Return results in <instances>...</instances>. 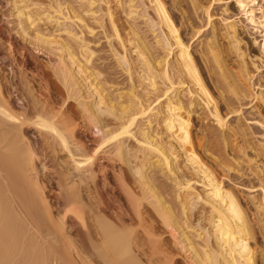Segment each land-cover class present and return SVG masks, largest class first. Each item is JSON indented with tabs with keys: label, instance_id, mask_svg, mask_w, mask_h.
Wrapping results in <instances>:
<instances>
[{
	"label": "bare ground",
	"instance_id": "bare-ground-1",
	"mask_svg": "<svg viewBox=\"0 0 264 264\" xmlns=\"http://www.w3.org/2000/svg\"><path fill=\"white\" fill-rule=\"evenodd\" d=\"M39 1L12 0L20 29L12 32L0 26L5 54L0 57V264H177L181 256L186 264H260L264 188L260 198L248 193L246 201L255 211L256 228L247 203L223 179L244 166L233 162L231 167L229 160L217 159L223 172L219 175L195 150L192 119L207 113L218 126L229 127L230 134H221L223 147H229L231 136H246L241 125H227V116L238 113L233 103L246 99L247 83L264 69V36L258 53L251 55L237 22L225 20L220 30L238 63L235 76L217 42L219 30L211 26L200 57L219 99L207 87L170 13V5L178 8L180 0H170V5L165 0H115L127 18L141 16L150 31L158 30L154 37L159 51L134 24L129 22V31L123 33L121 16L110 0H84V13L73 7L63 12L57 2L56 8L50 6L55 14L34 11ZM191 3L194 10L201 8ZM236 3L245 22L264 35L263 5L257 0ZM202 9L209 18V6ZM43 15L60 26L68 40L36 28ZM85 15L99 25L133 82L124 101L95 81L100 74L91 70L95 51L84 33H97ZM35 51L47 56L67 97H54L47 72L36 65ZM134 75L146 84L144 90L135 85ZM258 98L264 105L262 92ZM69 99L76 100L84 120L69 111ZM109 121L118 127L110 129ZM33 130L40 141L31 138ZM117 161L128 166L132 184L129 174L116 168ZM155 169L160 176L150 174ZM157 228L172 238L178 253L170 250Z\"/></svg>",
	"mask_w": 264,
	"mask_h": 264
},
{
	"label": "rangeland",
	"instance_id": "rangeland-1",
	"mask_svg": "<svg viewBox=\"0 0 264 264\" xmlns=\"http://www.w3.org/2000/svg\"><path fill=\"white\" fill-rule=\"evenodd\" d=\"M110 1H112L109 3L111 5L112 9L113 10L115 9L114 10L115 12L117 11L116 15L118 17L121 16L119 18L120 19L119 22H120L121 26L124 27L123 33L126 34L129 31V25H128L129 22L134 24L135 27H137L139 29L140 34L142 36L144 35L143 37L146 40V42L149 45H151L153 48L155 47L154 50L159 51V47L156 43V37H154L155 33H158V30H156L155 33L150 31L148 29V27H146L147 25H146V22L144 21V18H142L141 16H138V17L133 18V19L127 18L125 13L122 12V8L119 7L118 4H116V1L115 0H110ZM194 1H196V3H198L201 6V8L194 10V8L192 7L191 0H180L182 5H180V7H178V8L171 6L169 4L170 0H165L166 5H170V13H171L175 23L178 25V27L180 29V35H181L182 39L187 44L190 45V49L193 52L195 58L197 59L198 66L200 68V71L202 72L201 74L203 76L205 83L207 84V87L213 93V96L220 99V97H219L220 93L218 92L219 90L217 89L215 84H213V79L207 74L206 69H205V65L202 63L203 61L200 57L201 56L200 55L201 50L203 48H205L204 47L205 45L203 43L206 44V42L211 37V33H212L211 32L212 31L211 26H214L215 28H217V30L220 31V32L218 31V34H217V40H218L217 42L219 43V47L221 49L222 56L225 60V63L227 64L229 70L231 72H233V75L236 74L235 76H237V72H238V66H237L238 63H237L235 56L233 54L229 53L228 39L225 38L224 35H222V30H220L223 28V23H225V20L226 19L235 20L237 22L238 33H240V37H242V39H243L244 48L247 47L248 53H250L251 55H253L254 53L255 54L258 53V49H259V45H260L259 43L262 42L264 35H261L259 32H256L252 28V26H250L249 24H247V22H245L246 19L244 18V16L242 14H240L238 7H236L237 6L236 5L237 0H217V1L194 0ZM257 1L259 2V4H261L259 6L262 7V5H263L262 8L264 10V0H257ZM57 2L62 3V6L64 8L63 12L69 11L70 8L73 7L75 10H78L79 12L84 13V10H86V8H88L87 2H85L84 0L83 1L82 0H42V1L40 0L38 2V4L39 5L41 4V6H39V7L35 6V8L33 6V8H34V11L35 10L39 11V10L48 9V10H50V12L55 14V12H53L54 8H51L50 6H53L56 8ZM145 2H147V0H145ZM138 3L141 4L140 2H138ZM202 6L203 7L209 6V9H208L209 18L207 17L205 10L202 9ZM36 7H38V9H36ZM97 7H98V4H97ZM97 7H96V9H97ZM139 9H140V14L143 13V10H144L143 5H140ZM14 10H15V7L12 4V0H0V26L4 27L6 30H12V32H14V30L20 29L19 25H18V19L16 16L17 14L15 13ZM257 12H259V11H257ZM70 13L72 14V12H70ZM42 17L43 18L45 17L44 20L40 21L36 25V28L40 29L44 33V35L46 33V35L52 37V34H57L59 36V38H61V39L65 38L66 40H68L67 36L64 34V32H62V29L60 26L54 24L53 22L52 23L49 22L46 19V15H43ZM85 18H86V21L92 27H94V32L97 33V35L96 34L90 35L87 32L84 33L86 38L88 40H90V45H91L92 49L95 51V55L92 59L93 62H92L91 70H93L94 72L97 71L98 73H100L97 76H95L96 77L95 81L100 83V85H102L103 88L106 89V91L109 92L112 97H115V99L118 98L119 101H121V100L124 101L125 95H126V93L129 92L128 90H130V87H131L133 82L128 77L127 73L125 71H123L122 68L120 67V65L118 64L117 57L111 52L110 47H109V43H108L107 39L103 36V34L101 32V28L99 27V25L95 22V20L90 15H85ZM180 20H181V22H180ZM208 20H209V22H208ZM207 22H208V24H207ZM70 24L75 31H77L79 29L78 24L71 23V22L68 23V25H70ZM247 25H249V26H247ZM195 32H196V34H194ZM254 41H256V42H254ZM17 42L20 44L22 43L21 37L17 38ZM113 42H114V40L111 41V43H113ZM54 47H55V45H54ZM53 51H55V53H56L57 50H53ZM34 53H35L36 58H37V63H38V64L36 63L37 67L46 71L47 75H48L49 82L53 83L51 85L54 87V90H53L54 97L58 101L61 100V98L63 99L65 97H67L66 90L61 85L59 80L57 78H55V75H53L54 73L51 71V69L48 66L49 63H48L47 56L44 53L38 52V51H35ZM2 56L5 57V54L0 49V57H2ZM260 72H254L255 74H254L253 80L249 84L247 83L246 90H248V91H246V92H247L248 96L246 97V99H244L245 101L244 100H242L240 102L235 101V103H233V105H234V106L232 105L233 109L235 111H238V113L237 112L231 113V115L229 114L227 116V121H228L227 125H230V126L231 125L232 126L241 125L243 128H246L245 129L246 136H244V137L243 136L240 137V135L231 136L230 141H229L230 142L229 147H223L224 145H223V142L221 139V134L224 131H225L226 135L230 134L229 133L230 131L228 129L229 127H227V128L225 127L226 128L225 129V128L218 126L217 123L213 120V118L210 117L209 115H207V113L201 114L203 117L201 115H199V116L196 115L192 119L193 142H194L193 145L195 147V150L198 151L197 153H199L203 158H205L206 161H208L207 163L209 165L211 164L210 165L211 167H214L215 169L217 168L219 170L218 171L219 175H222L223 172L220 169V167H218V165H217V159L229 160L231 162V164H230L231 167H234L235 165H233V164H235L236 162H238L240 164V165L238 164L239 168L244 166L243 168H241L242 170H239L240 172H238V171L236 172L235 170H233L232 176H230L228 179L226 177H223V179L225 178L224 180H225V183L227 185H230L232 187L234 186L233 188H235V191L239 194L240 197L242 196L241 198L243 199V201H245V203H247V205H245V204L244 205H245V207L247 206L249 217L252 220V222L256 225V228L258 227V225H257L258 222H257L256 216H255V213H253L255 211H254L253 207L251 206V204L246 202V201L248 198V193L255 195L257 198H260L259 196H261V194H262V187L264 188V164H263L264 163V147H263V144H264L263 143L264 142V105L261 104L262 102L258 98V96L261 92L264 95V69ZM10 75H12V72L10 73ZM215 76L217 77L218 74H215ZM133 77H134V82L136 83L135 85L137 87H140L138 89L144 90L146 84L142 81H138L137 75H134ZM110 82H111V84H110ZM54 91H56V92L54 93ZM184 92H185V90L182 91V93H184ZM219 103L221 104L220 110L222 109L221 111L226 113L227 109L222 104V101H220ZM68 105H69V108H68L69 111L73 112L74 117L78 121L84 120V119H82V116L79 114L80 112H79L76 100L74 101L73 99H69ZM238 109H240V110H238ZM206 115L208 117H206ZM240 121H241V123H240ZM232 123H234V124H232ZM108 126L110 129H112V128L116 129V127H118V124L116 122L114 123L113 121H109ZM85 134H89V131H86ZM30 136L33 140L35 139V141H40V138L37 136L36 131H34V130L31 131ZM251 139H252V141H251ZM243 141H245L244 142L245 144H242ZM110 146L111 145H109L105 148L106 152L109 151ZM241 146H242V148H240ZM254 147H256V148H254ZM225 148H226V150H225ZM230 148L232 150H230ZM205 149H207L208 152H206ZM222 150H223V152H222ZM237 154H239V155H237ZM65 157H66V155H64V154L61 155L62 159H65ZM133 160H134V158L130 157V162H131L130 164L131 165H133V163H134V165L136 164V162ZM238 160H240V161H238ZM44 162L45 161H43L40 166H42V164ZM47 164L49 165V163H47ZM115 165H116V168H122L123 170H125L129 174L128 182L132 184L133 183L132 181H134V180L131 179V178H133V176L129 172L128 166L124 162H120V161L115 162ZM41 170H42V167H41ZM49 170H51V173H52V169H49ZM241 171H244V172H241ZM251 171H253V172H251ZM48 172H50V171H48ZM239 173L240 174L246 173V175L245 176L243 175L242 176L243 178H242V177H240ZM150 174L151 175L155 174L158 176L161 175L159 172H157L156 169L154 171H151ZM235 175L236 176L239 175L240 179H239V177H237L238 179L235 178L236 177ZM161 179H164V177H161ZM248 179H250V180H248ZM242 180H244V181L242 182ZM249 186H251V187L253 186L254 188H249ZM145 206H147V207H149V209L153 210L151 208V206L146 205V204H145ZM158 232L162 236H164L163 238L167 242V246L170 247V250L173 248L172 252L178 253L179 249H177L176 246H174L172 244L173 243L172 238L168 234H166L165 230L164 229L162 230V228L161 229L159 228ZM258 239H259V245H260L259 249H264V243H263L261 237H259ZM263 254H264V251H263ZM258 259L259 260L262 259L261 261H259V263L264 264V259L261 258V256H259ZM176 260H177L176 261L177 264H186L184 262V259L182 256L177 257Z\"/></svg>",
	"mask_w": 264,
	"mask_h": 264
}]
</instances>
